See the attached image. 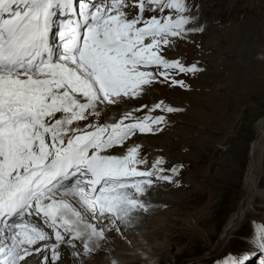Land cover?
I'll use <instances>...</instances> for the list:
<instances>
[{
	"label": "snow or ice",
	"instance_id": "6c2138e0",
	"mask_svg": "<svg viewBox=\"0 0 264 264\" xmlns=\"http://www.w3.org/2000/svg\"><path fill=\"white\" fill-rule=\"evenodd\" d=\"M188 12L187 0H0V237L7 241L0 264H21L33 252L55 264L59 245L75 247L77 239L90 251L104 235L90 220L128 223L134 211H147L146 186L172 182L160 175L162 160L138 170L145 161L135 146L112 154L164 117L87 121L143 86L183 88L176 75L202 70L163 55L174 38L196 30ZM41 215L51 234L31 223ZM248 243L223 264H247L257 251L264 264V224Z\"/></svg>",
	"mask_w": 264,
	"mask_h": 264
},
{
	"label": "rangeland",
	"instance_id": "374dc122",
	"mask_svg": "<svg viewBox=\"0 0 264 264\" xmlns=\"http://www.w3.org/2000/svg\"><path fill=\"white\" fill-rule=\"evenodd\" d=\"M187 5V14L193 17L188 28L196 30L174 38L163 55L202 70L176 75L175 79L184 81L183 88L169 82L143 86L141 95L110 105L99 118L89 117L87 121L118 122L126 113L130 116L124 123L143 121L148 116L164 117L162 124L153 125L152 132L137 131L112 154L124 155L135 146L139 158L145 161L136 165L138 170L152 171L154 163L162 160L160 167L165 171L160 175L172 177V182L154 179L150 187H145L140 199L147 211L136 210L135 216L143 218L137 224L121 223L119 228L108 219L90 220L104 230L103 250L99 252L104 259H116L119 264H223L228 256L248 251L256 225L264 224V0H187ZM161 102L162 109L153 110ZM168 107L175 111L167 112ZM84 123L80 122L81 127ZM253 146L256 149L252 154ZM251 162L255 168L250 184L246 178ZM239 211L241 221L227 230L228 222ZM146 236L166 248L161 259H148L138 247L137 254L147 262L131 256L121 261L116 256L119 252L132 254L126 246L131 247L133 240L146 242ZM164 236L167 239H161ZM107 237L115 248L104 241ZM165 239L171 240L170 245ZM74 244L59 245L55 264L62 262L65 254L70 264L77 263L68 249L83 258L80 264L92 260L102 264L97 254L81 253L77 248L83 247L81 240ZM260 256L257 251L247 264H258ZM33 257L34 262L39 260L33 254L27 260Z\"/></svg>",
	"mask_w": 264,
	"mask_h": 264
},
{
	"label": "bare ground",
	"instance_id": "6f19581e",
	"mask_svg": "<svg viewBox=\"0 0 264 264\" xmlns=\"http://www.w3.org/2000/svg\"><path fill=\"white\" fill-rule=\"evenodd\" d=\"M130 2V1H129ZM132 2H135V0H132ZM132 2H130V3H132ZM193 18V17H192ZM197 20V19H196ZM176 39V38H175ZM191 43V42H190ZM55 44L57 45V47H59V44H58V42H56L55 41ZM188 45V44H187ZM189 46V45H188ZM176 47H178V46H176ZM190 47V46H189ZM175 50V49H174ZM183 50V49H182ZM188 51V50H187ZM192 51H194V50H192ZM185 52H186V50H185ZM191 52V51H190ZM194 56V55H193ZM185 57V56H184ZM193 58V57H192ZM187 59V58H186ZM174 60V59H173ZM202 60H204V59H202ZM200 62V61H199ZM205 63V62H204ZM196 64H198V63H196ZM193 65V64H192ZM199 80V79H198ZM206 82V81H205ZM155 83V82H154ZM166 83V82H165ZM212 83V82H211ZM161 84V83H160ZM159 84V85H160ZM151 85V84H150ZM153 85V84H152ZM158 85V84H157ZM156 86V85H155ZM165 86V85H164ZM150 87V86H149ZM178 87V86H177ZM160 88V87H159ZM196 88H197V86H196ZM198 88H199V86H198ZM197 88V89H198ZM212 88V87H211ZM213 89V88H212ZM156 90V89H155ZM162 90V89H161ZM184 90H186L187 91V89H184ZM163 91V90H162ZM194 91V90H193ZM196 91H199V89L198 90H196ZM196 91H194V93L196 92ZM154 92H156V91H154ZM213 92V91H212ZM147 93V92H146ZM152 93V92H151ZM177 93V92H176ZM189 93H190V91H189ZM205 93V92H204ZM149 94V93H148ZM147 94V95H148ZM154 94V93H153ZM171 94V93H170ZM193 94V93H192ZM210 94V93H209ZM141 95V94H140ZM145 95V94H144ZM203 95V94H202ZM198 96V95H197ZM209 96V95H208ZM166 97V96H165ZM190 97V96H189ZM192 97V96H191ZM196 97V96H195ZM210 97V96H209ZM205 98V97H204ZM203 98V99H204ZM125 100H126V98H124ZM196 99V98H195ZM201 99V98H200ZM138 100V99H137ZM143 100V99H142ZM193 100V99H192ZM195 101V100H194ZM137 103H138V101H137ZM140 103V102H139ZM186 103V102H185ZM191 103V102H190ZM199 104V103H198ZM136 105H138V104H136ZM115 106V105H114ZM116 107H118V105H116ZM175 107V106H174ZM181 107V106H180ZM110 108V107H109ZM138 108V107H137ZM153 108V107H152ZM179 108V107H178ZM194 108V107H193ZM194 109H196V107L194 108ZM110 110H112V108L110 109ZM109 110V111H110ZM117 111V110H116ZM176 111H181V110H176ZM123 112V111H122ZM191 112H193V113H195V112H197L196 110H192ZM183 113V112H182ZM200 113V112H199ZM197 114V113H196ZM181 115V114H180ZM200 115H201V113H200ZM105 116H109L108 114H105ZM115 118L114 119H116V118H118V116H114ZM174 118V117H173ZM90 119H92V118H90ZM185 122V121H184ZM80 123V122H79ZM179 123V122H178ZM175 124V123H174ZM189 125V124H188ZM176 126V125H175ZM165 127H167V126H165ZM188 127V126H187ZM196 127V126H195ZM261 128L262 129H264V121L262 122V124H261ZM165 129V128H164ZM179 129V128H178ZM189 129V128H188ZM197 130V129H196ZM201 133V132H200ZM162 134V133H161ZM173 134V133H172ZM135 135H136V133H135ZM134 136V135H133ZM133 136H131V137H133ZM171 137V136H170ZM135 138V137H134ZM150 140H156L155 138H149ZM148 139V140H149ZM159 139H162V138H159ZM171 139V138H170ZM163 140V139H162ZM164 141V140H163ZM166 141V140H165ZM146 145V144H145ZM162 148V147H161ZM171 148V147H170ZM172 149V148H171ZM256 149V146H253V149H252V154H253V151ZM159 150L160 149H158V152H159ZM164 152V151H163ZM251 155V154H250ZM170 166V165H169ZM167 168V167H166ZM254 168H255V165L253 164V162H251V164H250V166L248 167V174H247V178H246V180H247V182H250V178H252V173L254 174ZM248 184V183H247ZM250 184H251V182H250ZM250 186V185H249ZM141 197V196H140ZM144 199V198H143ZM164 199V198H163ZM153 202V201H152ZM245 206V205H244ZM153 208V207H152ZM241 208V207H240ZM244 209V207H242V210ZM138 211V210H137ZM137 211H134L133 213H132V215H131V219H130V221L128 222L129 224H137L138 223V221H141L143 218H140V216H135V212H137ZM142 213V212H141ZM140 214V213H139ZM241 211H239V212H237V213H235L234 214V216L230 219V221L228 222V225H227V230L233 225V223L236 221H241V219H242V217H241ZM247 214V213H246ZM244 217V216H243ZM107 220V219H106ZM99 221V220H98ZM39 222H40V220L39 219H37V218H31V223L33 224V225H35V226H37V227H39V228H42V229H44L45 231H47V232H49L50 234H51V232H52V230L50 229V228H48L47 226H45V227H43V226H41V225H39ZM200 222V221H199ZM92 223V222H91ZM99 223V222H98ZM121 223L122 224H125L124 222H119V221H117L116 222V224L118 225V227L120 228V226H121ZM128 223H126V224H128ZM234 227V226H233ZM126 229V228H125ZM129 229V228H128ZM111 230V229H110ZM62 231V230H61ZM112 231V230H111ZM109 232V231H108ZM118 233V232H117ZM132 233V232H131ZM128 234V233H127ZM112 236V235H111ZM168 237L170 236V235H167ZM167 236H164V237H161V239H164V238H166L167 239ZM147 237V236H146ZM66 238H67V236H66ZM119 238V237H118ZM117 238V239H118ZM147 239V241L146 242H142V241H140L139 239L138 240H133V242H132V246L131 247H129L128 245L126 246V251H132V252H130V253H132V254H126V253H122V252H119V253H117L116 254V256L121 260V261H125V260H127V256H131V258L132 259H134V260H137V261H146L147 262V258L148 259H151L152 261H154L155 259H157V258H159V259H161L163 256H164V250L166 249V248H164L163 249V245L162 244H157L156 242H157V240L156 239H153L151 236H149V237H147L146 238ZM165 239V243L167 244V245H170L169 243L171 242V240L170 241H167ZM183 239V238H182ZM144 240H145V238H144ZM52 241L55 243V238H54V236H53V238H52ZM52 241H51V243H52ZM104 241L107 243V244H109L112 248H115L116 247V245H115V243H113V242H111L110 241V238L109 237H107L106 239H104ZM179 242H181L180 240H178ZM7 241H5L2 237H0V246H3V244L4 243H6ZM81 243V242H80ZM96 244V243H95ZM68 246V245H67ZM174 246V245H173ZM172 246V247H173ZM136 247H138L139 249L141 248V249H143L144 250V252H145V254H146V256H147V258H143L142 256H140L139 254H137V252H136ZM69 248V247H68ZM77 248H79V249H81V253H86V255L87 254H97L100 258H101V262H102V264H110V260H108V259H104L103 258V255L100 253L102 250H103V248H100V250H97V249H94V248H91V250L90 251H85V249H84V247H82V245H78L77 246ZM171 248V247H170ZM62 249H65L64 247L62 248ZM73 249V248H72ZM66 250V249H65ZM65 250H63V254H65L64 252H65ZM77 250V249H76ZM62 251V250H61ZM68 251L72 254L73 253V255H74V257L76 258V261H77V263L76 264H80V262L82 261V259L83 258H80L79 256H77L76 255V252H75V250L73 251V250H69L68 249ZM78 251V250H77ZM100 251V252H99ZM78 254V253H77ZM33 255H38V257L37 258H39V260L38 259H36V260H38V263L36 262V260H35V262H34V257L33 258H31L30 260H27L29 257H27L26 258V260L25 261H22L21 262V264H42V261L44 260V253L42 254H37V253H34L33 252ZM62 255V254H61ZM79 255V254H78ZM83 255V254H82ZM70 255H68V257H69ZM81 256V255H80ZM71 257V256H70ZM90 257V256H89ZM63 258V261L61 262H57L56 264H70L69 263V259L68 260H66V254L62 257ZM91 258V257H90ZM136 258V259H135ZM89 259V258H88ZM97 259H98V257H97ZM87 260V259H86ZM92 260V259H91ZM91 260H89V261H91ZM72 261H75V260H72ZM85 261V260H84ZM93 261V262H92ZM91 262H88V264H95L94 262H95V260H92ZM99 261V260H98ZM100 262V263H101ZM82 264V263H81ZM125 264H133V263H128V262H126ZM135 264H137V263H135Z\"/></svg>",
	"mask_w": 264,
	"mask_h": 264
}]
</instances>
